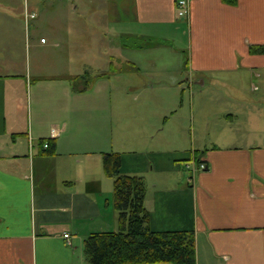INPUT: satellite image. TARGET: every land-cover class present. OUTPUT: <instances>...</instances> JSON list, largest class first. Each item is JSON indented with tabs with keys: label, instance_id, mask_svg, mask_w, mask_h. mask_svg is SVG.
Returning <instances> with one entry per match:
<instances>
[{
	"label": "crops",
	"instance_id": "crops-1",
	"mask_svg": "<svg viewBox=\"0 0 264 264\" xmlns=\"http://www.w3.org/2000/svg\"><path fill=\"white\" fill-rule=\"evenodd\" d=\"M67 13L61 56L31 60L21 27L0 24V264H84V238L117 228L113 151L145 181L152 230L192 231L195 264H264V0H191L188 19L176 0ZM193 149L208 166L194 174Z\"/></svg>",
	"mask_w": 264,
	"mask_h": 264
},
{
	"label": "trees",
	"instance_id": "trees-1",
	"mask_svg": "<svg viewBox=\"0 0 264 264\" xmlns=\"http://www.w3.org/2000/svg\"><path fill=\"white\" fill-rule=\"evenodd\" d=\"M235 3L236 0H225ZM77 82V81H76ZM77 87V86H76ZM47 147L43 148V142ZM44 154L55 153L53 140H40ZM118 152L102 155V167L113 180L112 200L117 210V228L94 231L83 240L85 264H195L192 231L152 230L145 207L146 184L142 176L120 171Z\"/></svg>",
	"mask_w": 264,
	"mask_h": 264
},
{
	"label": "rangeland",
	"instance_id": "rangeland-1",
	"mask_svg": "<svg viewBox=\"0 0 264 264\" xmlns=\"http://www.w3.org/2000/svg\"><path fill=\"white\" fill-rule=\"evenodd\" d=\"M76 4V0L74 2ZM73 0H0V4L8 9V6L11 7L9 11L6 13H0V24L1 22H5V20H12L17 24V26L21 27V36L24 42L27 40L29 43V54L31 60L33 56L40 57L41 55L51 56L59 55L61 56V48L63 47L62 39L64 37L63 33H68L67 27L72 26V16L71 13H67V9L69 12L71 11V7L74 6ZM25 8H27L30 12L34 11L37 15L35 19H26L24 18ZM11 17V19L8 18ZM75 26V24H73ZM86 32H83V36H86L89 32V29L86 27ZM63 29V30H62ZM75 29V28H74ZM4 31V30H2ZM24 31V34H23ZM66 36V35H65ZM44 37L46 39V43H41L40 38ZM53 37V38H51ZM72 38L71 34L69 35ZM73 39V38H72ZM58 41L57 46H53L50 44L51 42ZM28 45V44H27ZM67 46V45H66ZM64 44V48L67 47ZM73 55V48L69 47L68 51H65L66 60ZM45 60V59H44ZM43 60V62H44ZM36 63L30 61L29 69L33 73L36 71ZM49 65V58L47 66ZM45 66L44 65L42 67ZM47 66L43 68V74H47ZM187 128L190 129L189 121L187 124ZM116 229L115 226L112 230ZM85 264V263H84ZM159 264H171V263H159Z\"/></svg>",
	"mask_w": 264,
	"mask_h": 264
},
{
	"label": "built area",
	"instance_id": "built-area-1",
	"mask_svg": "<svg viewBox=\"0 0 264 264\" xmlns=\"http://www.w3.org/2000/svg\"><path fill=\"white\" fill-rule=\"evenodd\" d=\"M190 4L191 0H176V13L178 16L183 17L185 19L189 18L190 15ZM26 17L27 18H33L35 14L32 12L26 11ZM41 41H44V38L41 39ZM43 147H47V142L43 143ZM186 167L192 171L194 174L196 171H201V170H206L207 169V164L205 161L201 160L197 153L196 150H192L191 152V157L190 159L186 162ZM65 237H68L69 234L65 233Z\"/></svg>",
	"mask_w": 264,
	"mask_h": 264
}]
</instances>
